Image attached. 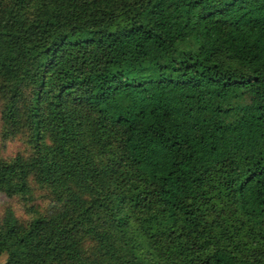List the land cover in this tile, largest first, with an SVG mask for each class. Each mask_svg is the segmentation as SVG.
<instances>
[{
  "label": "trees",
  "instance_id": "trees-1",
  "mask_svg": "<svg viewBox=\"0 0 264 264\" xmlns=\"http://www.w3.org/2000/svg\"><path fill=\"white\" fill-rule=\"evenodd\" d=\"M0 134L5 264H264V0H0Z\"/></svg>",
  "mask_w": 264,
  "mask_h": 264
},
{
  "label": "rangeland",
  "instance_id": "rangeland-1",
  "mask_svg": "<svg viewBox=\"0 0 264 264\" xmlns=\"http://www.w3.org/2000/svg\"><path fill=\"white\" fill-rule=\"evenodd\" d=\"M25 147V143L23 141V138H21L19 135L15 137H8L4 138L0 134V157H9L11 155H14L15 153L19 151H23ZM44 200L42 201V198L37 196V202L41 203L43 205ZM12 202L14 204V207L17 209L19 214H22L23 216L27 215V209L23 205H20L17 201L13 200ZM9 202V200L4 196V194L0 193V211H2V208L4 205H6Z\"/></svg>",
  "mask_w": 264,
  "mask_h": 264
},
{
  "label": "crops",
  "instance_id": "crops-1",
  "mask_svg": "<svg viewBox=\"0 0 264 264\" xmlns=\"http://www.w3.org/2000/svg\"><path fill=\"white\" fill-rule=\"evenodd\" d=\"M5 259H6V254L5 253H2L0 255V264H5Z\"/></svg>",
  "mask_w": 264,
  "mask_h": 264
}]
</instances>
